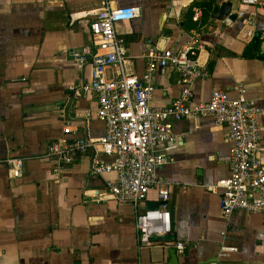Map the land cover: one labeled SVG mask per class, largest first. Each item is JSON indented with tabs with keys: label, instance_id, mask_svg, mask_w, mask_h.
Masks as SVG:
<instances>
[{
	"label": "crops",
	"instance_id": "crops-1",
	"mask_svg": "<svg viewBox=\"0 0 264 264\" xmlns=\"http://www.w3.org/2000/svg\"><path fill=\"white\" fill-rule=\"evenodd\" d=\"M204 1L0 0V264H264V211L224 215L221 189L207 187L229 173L226 126L211 116L172 121L173 140L158 168L169 188L171 231L143 246L136 239L135 207L106 192L114 172H91L94 152L78 154L57 171L45 154L51 140L104 133L96 95L81 87L89 80L90 54L84 51L78 66L72 52L90 44L88 23L110 3L139 7L137 16L116 25L127 46L128 72H143L149 45L177 49L193 37L201 43L197 59L209 70L192 81L193 102L213 89L235 96L234 86H243L262 109L258 151L264 162V0H230L238 11L234 20L215 17L223 0H211L210 7L201 6ZM254 37L259 54L251 47ZM183 85L172 66L158 68L151 102L167 104ZM11 155L23 157L17 176L4 161ZM161 201L153 186L138 208Z\"/></svg>",
	"mask_w": 264,
	"mask_h": 264
},
{
	"label": "built area",
	"instance_id": "built-area-1",
	"mask_svg": "<svg viewBox=\"0 0 264 264\" xmlns=\"http://www.w3.org/2000/svg\"><path fill=\"white\" fill-rule=\"evenodd\" d=\"M241 3L255 5L258 0H241ZM138 14L137 5L103 4L88 23L90 44L80 53L72 52L78 66L84 61L83 52L90 54L89 80L81 87L95 93L96 112L104 121L105 130L96 138L82 135L48 142L45 154L53 157V170L70 163L78 154L94 152L91 172H114L106 180V192L117 202H129L135 207L137 243L139 246L150 244L171 231L169 188L161 180L158 168L167 160L163 149L173 140L172 121L191 115H209L215 125L226 126L229 173L207 187L221 189L219 205L224 215L237 209L264 211V162L258 151L257 120L262 109L244 95L240 84L234 86L235 96L224 89H213L207 99L192 101V81L209 74L208 68L197 59L201 43L193 37L177 49L149 45L143 52V72L140 75L128 72L127 46L116 25ZM167 65L179 73L184 85L170 102L155 105L151 98L156 87V71ZM113 66L115 70L110 75L108 71ZM101 154L110 155L111 160L102 161ZM4 161L11 176L20 174L23 157L11 155ZM153 186H157L161 203L154 208L139 209V203ZM174 245L178 249L184 247L181 240ZM221 248L235 249L223 243Z\"/></svg>",
	"mask_w": 264,
	"mask_h": 264
},
{
	"label": "water",
	"instance_id": "water-1",
	"mask_svg": "<svg viewBox=\"0 0 264 264\" xmlns=\"http://www.w3.org/2000/svg\"><path fill=\"white\" fill-rule=\"evenodd\" d=\"M214 15L218 19L234 20L238 17V11L232 10V2L230 0H223L218 4Z\"/></svg>",
	"mask_w": 264,
	"mask_h": 264
},
{
	"label": "trees",
	"instance_id": "trees-1",
	"mask_svg": "<svg viewBox=\"0 0 264 264\" xmlns=\"http://www.w3.org/2000/svg\"><path fill=\"white\" fill-rule=\"evenodd\" d=\"M203 5H205V7L206 6H211V0H207V1H204V2H202V5L201 6H203ZM205 7H202L204 10H203V15H204V12H205ZM215 7L216 6H213L212 7V9H215ZM258 44H259V39H258V37H254V39H253V41H252V43H251V47H252V49H254V54H259V51H260V49H259V47H258ZM248 46L249 45H247L246 47H245V53L247 52L248 53Z\"/></svg>",
	"mask_w": 264,
	"mask_h": 264
}]
</instances>
